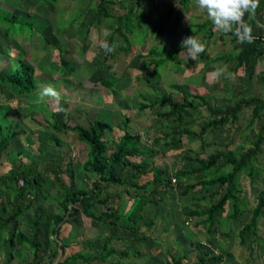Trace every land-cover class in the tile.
Returning <instances> with one entry per match:
<instances>
[{"label": "rangeland", "instance_id": "rangeland-1", "mask_svg": "<svg viewBox=\"0 0 264 264\" xmlns=\"http://www.w3.org/2000/svg\"><path fill=\"white\" fill-rule=\"evenodd\" d=\"M44 1L47 7L40 5L39 0L29 2L0 0V11L9 12L17 22L29 19V15H37L40 18L38 21V18L30 21L35 24L32 25V31L23 29L24 36L5 37L3 29H0V53L3 54L0 57V71L6 73L13 65H17V58L12 55L19 52L20 57L35 69L38 83L35 92L8 99L6 96H9L10 89L6 85L0 86V89H4L6 93V96L0 94V124L12 125L17 133L16 138L2 156L0 175L8 172L13 160L20 159L25 165L30 164L36 171H41L45 162L61 159L63 170L65 164L67 165L66 161L71 162L74 177V181L73 178L71 181L75 187L93 188V176L89 174L86 176L82 172V165L88 157V147L77 141L74 133L65 130L56 132L47 126L46 121L53 123L51 116L53 111L57 113L55 120L58 121L60 128H63L64 122L70 126L79 124L84 127H88L95 120L108 123L111 130L104 135V140L108 142L119 141L123 130L130 134H140L141 146L155 153L152 158L155 165L170 173L175 169L184 171L196 166L180 161V156L187 150H191L200 157L216 152H226L237 159L250 146L258 127L264 123V117L249 126L252 117L249 109L241 110L235 126L208 130L201 139L179 135L177 132L188 130L199 133L209 114L205 107L191 111V117L186 118L183 126L160 117V114L168 110L166 105H159L147 111L139 109L140 103L146 104L148 101L157 100L158 93L176 102L182 99L183 92L203 95L211 106L220 109L234 104L236 92H243L248 97H257L264 102V60L257 61L254 75L251 77L244 73L243 69H239L231 79L225 78L227 74L218 79L211 77V73L224 66L223 62H216L214 59L232 52L229 36L223 35V41L212 38L205 60L198 58V61H195L188 59L186 55L179 57L180 51L177 60L172 59L160 66L156 74L152 73L151 67L145 68L149 61L146 54L150 48L160 51L180 49L182 41L192 36L191 26L210 21L207 15L199 10L195 0H189L187 7L181 6L180 0H141L137 12L145 16L148 26L134 30L128 37L131 48L127 55L120 50L124 44L117 39L116 35L113 39L114 42L119 43V47L113 59L109 58L105 63H103L105 50L99 46V43L101 39H104V30H108L107 23L102 21L98 28L90 27L98 0ZM131 1L111 0L110 7L113 15L126 13L132 4ZM157 24H161L158 30L162 33L158 39L156 38ZM38 29L44 35L43 38L38 37L40 35L37 33ZM15 32L20 31L16 28ZM213 32L215 37L221 33L215 29ZM31 34L36 35L31 36ZM196 36L200 38V35ZM9 54L12 55L9 56ZM206 61L209 63L207 66ZM197 63L201 65L199 71H189L194 69ZM226 65L230 72L232 63L229 62ZM124 72H126L125 76H121ZM113 77L116 80L113 90L103 88L98 82L100 80L111 83L114 81ZM48 84L54 85L61 93L58 104L49 97L40 99L38 94L41 88ZM145 97L147 101L143 99ZM124 120H128L126 126L123 125ZM164 134L168 135L165 140H156ZM53 138H57L61 144H54L51 141ZM256 168L259 173L253 177L254 187L260 190L264 188V142L261 144ZM66 173L61 174L60 178L68 186L70 178ZM151 178L149 174L141 181L151 180ZM43 182V193L47 198L37 197L36 204L51 206L53 213L66 214L58 203L61 199L59 187L47 179ZM240 183L243 190L242 196L247 205L246 211L237 221L217 219L210 233L206 231L202 223L203 217L189 219L186 213L207 209L216 198H207L198 202L201 197L207 195V192L196 190L181 196L182 189L176 186L177 183H172L171 190L166 194H160L162 202L157 206L152 204L155 209L152 208V212H155L152 226L143 225L142 231L136 235L122 231L113 233L117 236H136L139 242L135 244V250L147 251L141 256L134 254L124 258L121 264H169L171 257H180L184 250L189 254L182 262L183 264H192L202 253H207L210 257H222L220 262L208 264H264L263 219H259L258 222L259 246L251 243L252 236L245 239L243 246L240 245L238 232L243 225L249 223L251 211L256 204V196L251 190L249 179L242 175ZM21 185L22 183L19 187ZM34 191L35 188L32 186V195ZM123 191L116 187L108 189L110 193L117 192V196L109 202L108 206L111 209H119L120 213L126 211L131 202L130 199L126 200L131 196L123 194ZM9 208L10 206L7 207V211ZM103 209H105L103 206H94L90 211L98 214ZM1 210L0 208V214ZM152 212L150 211L148 215ZM32 215L33 210L18 223H13L10 229L16 228L31 238V231L24 226V220ZM46 231L49 232V228H46ZM47 232L44 234V239H40V245L46 252L44 262L50 264L55 260L53 263L55 264L74 253L89 252L86 243L103 239L105 234L109 233V229L78 213L66 218L57 236H53L51 231ZM2 233V238H6L7 233L4 231ZM57 244L67 246L64 253L58 250ZM197 244L201 246L199 249L196 248ZM155 249L160 252H153ZM131 251L134 252L133 248ZM12 252L22 260L31 259V252L27 247L16 245ZM12 264L19 263L12 261ZM94 264H108V262Z\"/></svg>", "mask_w": 264, "mask_h": 264}, {"label": "trees", "instance_id": "trees-1", "mask_svg": "<svg viewBox=\"0 0 264 264\" xmlns=\"http://www.w3.org/2000/svg\"><path fill=\"white\" fill-rule=\"evenodd\" d=\"M30 1V0H25ZM132 4L126 13L113 15L111 10V0H98L96 6V13L90 22V27L98 28L102 21H106L108 30L111 32L107 37V42L112 44L114 37L123 42L120 48L124 55L129 54L131 45L129 44V36L136 29H140L145 25L148 26L145 16L137 12V7H140L141 0H132ZM40 5L47 4L44 0H39ZM179 4L187 7L189 0H180ZM2 11V10H1ZM0 11V29H3V34L7 36H21L25 29L32 31L33 18L40 19L37 15H29V19L23 21L14 20V16L9 12ZM264 14V0H260V6L256 11V19L261 23L262 15ZM245 21L252 23L253 35L255 40L253 43L241 44L238 42L234 33H220L217 37L214 35V26L211 21L195 24L191 26L193 30L190 34L200 35L202 41L207 42L206 51L200 55L199 58L205 60L207 50L212 38L223 41V35L230 37L232 44V52L214 59L216 62H223V65L232 63L230 72L236 75L239 69L248 74L249 77L254 75V69L258 60H264V28L256 27L255 21H249L248 16H245ZM161 24H157L156 38L158 39L162 33L158 28ZM16 28L20 31L16 33ZM24 29V30H23ZM14 33L12 34V31ZM40 34L38 37H44L42 32L37 30ZM19 34V35H18ZM36 34H31L34 36ZM24 36V35H23ZM119 50V52H121ZM182 49H175L174 51L157 50L150 48L146 54L148 58L147 66L151 67L152 73L156 74L160 66L167 64L170 60L176 59ZM115 53H107L104 51L103 63L109 58L113 59ZM3 54L0 53V57ZM12 54H9L11 56ZM17 58V65L6 73L0 71V86L6 85L10 89L9 96H6L4 89H0V94L8 98L20 97L29 95L35 92L37 88V79L35 76V69L23 58L20 53L15 55ZM177 60V59H176ZM208 61H206L207 66ZM126 72L121 74L125 76ZM101 79V77H100ZM110 82L98 81L103 88L110 90L114 88L116 80L113 77ZM182 99L179 102L173 101L171 98L158 93V99L155 101H148V103H140L139 109L141 111L153 110L159 105H166L168 110L162 114L165 120H171L183 126L186 118L191 117V111L200 107H205L208 117L204 126L200 128L199 133H194L188 130L177 132L179 135L191 137L193 139H201L208 130H217L221 127H233L238 121L239 114L242 109H249L252 113L251 122H258L264 117V102L257 97H248L245 93H234L235 102L231 107L217 108L211 106L208 99L203 95L193 94L190 92H183ZM147 101V98H143ZM198 102V104L196 103ZM57 113H51L52 122H47V126L56 132L61 130L69 131L75 134L77 141L84 143L88 147V157L82 165V172L87 176L88 174L95 177L93 188H77L71 181L73 177L71 162L66 161L65 169H62L61 159L50 160L44 163L41 171H36L34 166L25 165L20 159L11 161L10 169L7 173L0 175V264H12L16 261L19 264H47L44 262L46 252L40 245V239H44L46 228L52 235L59 233L60 228L66 222L67 217H72L78 213L83 214L91 221L104 225L109 229V233L105 234L103 241L100 240L88 242L87 250L89 252H77L72 255L57 261L55 264H94L106 263L121 264L124 258H129L134 254L139 256L146 254V250H135V244H138L139 238L136 236L127 235L117 236L113 234L117 231L124 233L131 232L134 235L141 232L144 221L143 210L147 204H154L157 206L162 202L160 194H166L172 188V180L177 183V187L181 188V196H186L196 190L207 192L206 196L201 197L198 202L207 198L214 199L207 209L188 211L187 218L203 217V225L206 231L210 233L213 225L217 219H225L237 221L241 215L246 211L247 205L243 198V190L241 187V176L245 175L249 181L251 190L255 193L256 204L251 211V218L249 223L243 225L238 236L240 238V245L246 238L252 236L251 243L259 246L257 234L259 233L258 222L259 219L264 220V188L257 190L254 187V175L259 173L256 168L258 155L261 153V144L264 142V123L258 127V131L254 140L250 142V146L245 149L240 156L235 159L229 153L216 152L205 157H200L194 154L191 150L180 156L181 162L195 164L196 166L189 170L175 169L172 173L168 170L155 165L152 158L155 153L150 149L141 146L140 134H130L123 130V135L119 141L108 142L104 140V135L111 130V126L102 121L95 120L88 127L79 124L70 126L64 122L63 128L59 127L58 121L55 120ZM128 120H124L123 125L126 126ZM16 130L12 125L0 124V167L2 165V156L7 151L11 142L16 138ZM168 135H163L157 138V141L165 140ZM54 144L60 145L57 138L51 140ZM172 147H175L172 145ZM151 158V159H150ZM137 159H140L137 161ZM65 163V162H64ZM69 174L70 183L68 186L61 180V174ZM151 175V180H146L139 184V181ZM53 178V179H52ZM49 180L53 185L59 187L61 199L58 201L59 206L66 213L64 215L53 213L50 207H45L43 204H36V198L42 196L47 198L43 193V181ZM20 183L22 185L19 187ZM35 188L34 194L31 193V187ZM116 187L127 191L133 190V195L127 192L131 197V205L126 211L120 213L119 209H111L108 207V202L117 196V192L110 193L108 189ZM78 204V207L74 205ZM10 206L9 211L7 207ZM94 206H103L105 209L98 214H94L90 210ZM33 210V215L24 220V226L31 231L32 237L18 231L16 228L10 229L13 223H18L30 211ZM120 222H123L122 224ZM152 221L148 227L152 226ZM6 232V238H2V232ZM47 232V233H49ZM111 233V234H110ZM27 247L31 252L30 260H22L17 254L12 252L15 246ZM58 245V244H57ZM65 244L58 245V250L64 253L66 249ZM200 244L196 248H200ZM133 248L134 252L131 251ZM93 253V254H91ZM55 254V253H54ZM188 251L184 250L180 257L170 258L169 264H183L188 256ZM58 257V252L56 253ZM55 255V256H56ZM221 256L210 257L207 253L198 255L197 260L192 264H208L210 262H220ZM55 261V260H54ZM51 262L50 264L54 263ZM237 264V263H233Z\"/></svg>", "mask_w": 264, "mask_h": 264}, {"label": "clouds", "instance_id": "clouds-1", "mask_svg": "<svg viewBox=\"0 0 264 264\" xmlns=\"http://www.w3.org/2000/svg\"><path fill=\"white\" fill-rule=\"evenodd\" d=\"M195 4L201 12L207 15L215 30L224 34L234 33L241 44H251L255 40L252 23L245 21L246 15L249 21H255L256 27L264 28V23L256 19V11L260 6V0H195ZM109 35L110 32L104 30V39L100 40L99 46L107 53H114L119 47V43L109 44L106 39ZM181 47L186 52L181 51L179 57L186 55L188 59L198 61L200 55L206 51L207 42L192 35L182 41ZM200 67L201 65L197 63L196 67L189 71H199ZM225 74L227 75L225 76ZM210 75L213 79H218L221 76H225L227 79L234 77V74L229 72L228 65L217 68ZM38 95L41 100L49 97L57 104L61 99V93L52 84L43 86ZM60 110L63 111V109Z\"/></svg>", "mask_w": 264, "mask_h": 264}, {"label": "crops", "instance_id": "crops-1", "mask_svg": "<svg viewBox=\"0 0 264 264\" xmlns=\"http://www.w3.org/2000/svg\"><path fill=\"white\" fill-rule=\"evenodd\" d=\"M147 177V176H146ZM92 178H95V177H92ZM145 178V177H144ZM95 180V179H94ZM141 183H143V181H139V184H141ZM127 191H123V194H125V195H127L128 196V194H127V192H129V193H131V194H133V190H131V189H126ZM131 191V192H130ZM124 199H125V197H124ZM127 199H130V201H131V198H126V200ZM113 200V199H112ZM111 201V200H110ZM109 201V202H110ZM109 202H108V204H109ZM130 205H131V202H130ZM129 205V206H130ZM151 205V206H150ZM147 204L146 206H145V208H144V210H143V213H142V215L144 216V212H145V216L143 217L144 218V221L142 222H140L141 224H143V225H148L149 223H150V221H152V223H153V221H154V219H155V212H152V208H153V210H155L154 209V205H152V204ZM153 206V207H152ZM109 207V206H108ZM128 209V208H127ZM146 209V210H145ZM104 210V209H103ZM102 210V211H103ZM150 211L152 212V214L151 215H148L149 213H150ZM153 219V220H152ZM146 222V223H145ZM142 231V230H141ZM156 239V238H155ZM95 241V240H94ZM101 242L103 241L102 239L100 240ZM153 241V240H152ZM86 243V242H85ZM156 251H158V252H160L159 250H154L153 252H155L156 253ZM177 258V257H176ZM153 259V258H152ZM152 259H150V260H152Z\"/></svg>", "mask_w": 264, "mask_h": 264}, {"label": "built area", "instance_id": "built-area-1", "mask_svg": "<svg viewBox=\"0 0 264 264\" xmlns=\"http://www.w3.org/2000/svg\"><path fill=\"white\" fill-rule=\"evenodd\" d=\"M262 20H263V22H264V14L262 15ZM175 181L174 180H172V183H174Z\"/></svg>", "mask_w": 264, "mask_h": 264}]
</instances>
